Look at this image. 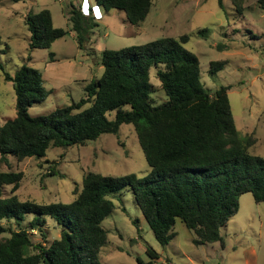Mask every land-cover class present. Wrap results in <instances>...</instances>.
Wrapping results in <instances>:
<instances>
[{"label": "trees", "instance_id": "1", "mask_svg": "<svg viewBox=\"0 0 264 264\" xmlns=\"http://www.w3.org/2000/svg\"><path fill=\"white\" fill-rule=\"evenodd\" d=\"M242 1L232 0V13L223 0L217 3L234 20L243 16ZM95 3L105 11H122L132 26L144 21L152 6V0ZM256 4L264 11V0ZM68 24L55 28L47 9L27 15L29 49H49L73 34L77 48L84 51L97 26L92 13L84 16L79 6L70 4ZM196 35L206 38L209 30L199 29ZM188 39L166 37L102 50L101 76L83 88L78 102L48 115L28 114L47 94L36 69L23 65L12 76L4 73L14 91L15 116L0 125V161L7 163L9 156L17 161L43 158L49 148L85 145L102 134L117 135L127 124L135 131L150 172L138 178L87 171L70 203L39 204L20 201L15 194L21 172L0 171V264H100V249L108 242L102 222L124 188L131 190L161 245L173 239L177 220L193 232L194 245L221 242L220 228L237 213L239 196L250 193L255 203L264 202V157L252 154V138L241 137L236 129L228 100L231 87L211 92L202 85L199 60L183 47ZM224 64L211 62L208 74L215 75ZM152 71L158 85L151 83ZM159 91L166 99L157 103L152 95ZM51 175H56L53 169ZM5 187H10L8 196ZM49 223L59 234L51 240ZM146 254L154 258L155 253L147 248Z\"/></svg>", "mask_w": 264, "mask_h": 264}, {"label": "rangeland", "instance_id": "2", "mask_svg": "<svg viewBox=\"0 0 264 264\" xmlns=\"http://www.w3.org/2000/svg\"><path fill=\"white\" fill-rule=\"evenodd\" d=\"M84 2L90 5L97 23L84 51L76 50L71 34L49 49H29L27 15L47 9L55 28H67L70 4ZM223 2L227 13H232V0ZM256 2L243 0V16L233 20L219 9L217 0H152L145 20L132 26L122 11H105L95 0H0V125L15 116L14 91L4 73L12 76L23 65L36 69L47 94L28 114L48 115L78 102L84 96L83 88L101 76L102 50L188 35L183 47L198 58L202 85L211 92L231 87L228 100L236 129L241 137L252 138L249 151L264 157V11ZM203 28L209 30L206 38L196 35ZM216 61L225 64L210 76L209 64ZM152 74L151 83L158 85ZM152 97L157 103L166 99L163 91ZM0 171L22 173L15 192L20 201L49 204L70 203L84 172L142 178L150 169L133 127L124 124L117 135L102 134L85 145L66 149L49 148L43 158L17 161L9 156L7 163L0 161ZM9 190L4 188V196ZM113 203L114 210L102 222L108 242L100 249V264H264V202L255 203L250 193L239 196L237 213L220 228L222 241L202 245L193 244V232L179 220L172 229L173 239L159 244L129 188ZM46 230L48 240L59 236L51 223ZM39 240L35 233L33 241ZM147 248L154 251V258L146 254Z\"/></svg>", "mask_w": 264, "mask_h": 264}, {"label": "built area", "instance_id": "3", "mask_svg": "<svg viewBox=\"0 0 264 264\" xmlns=\"http://www.w3.org/2000/svg\"><path fill=\"white\" fill-rule=\"evenodd\" d=\"M79 9L84 16H88L91 13V7L86 2L80 3Z\"/></svg>", "mask_w": 264, "mask_h": 264}, {"label": "crops", "instance_id": "4", "mask_svg": "<svg viewBox=\"0 0 264 264\" xmlns=\"http://www.w3.org/2000/svg\"><path fill=\"white\" fill-rule=\"evenodd\" d=\"M71 35H72V38H73V34H71ZM73 39H74V38H73ZM58 40H60V39H58ZM58 40H56V41H58ZM56 41H54L53 44H55ZM74 42H75V41H74ZM53 44H52V45H53ZM75 44H76V43H75ZM75 46H76V50H79V49L77 48V45H75Z\"/></svg>", "mask_w": 264, "mask_h": 264}]
</instances>
